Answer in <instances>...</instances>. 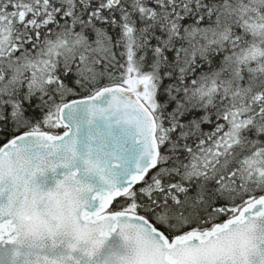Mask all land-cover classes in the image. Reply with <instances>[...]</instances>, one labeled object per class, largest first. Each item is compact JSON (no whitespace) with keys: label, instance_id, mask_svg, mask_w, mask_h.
Wrapping results in <instances>:
<instances>
[{"label":"snow or ice","instance_id":"1","mask_svg":"<svg viewBox=\"0 0 264 264\" xmlns=\"http://www.w3.org/2000/svg\"><path fill=\"white\" fill-rule=\"evenodd\" d=\"M0 264H264V0H0Z\"/></svg>","mask_w":264,"mask_h":264}]
</instances>
